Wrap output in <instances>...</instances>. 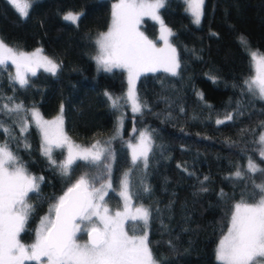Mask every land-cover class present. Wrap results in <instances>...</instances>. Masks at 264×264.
<instances>
[{"label": "trees", "instance_id": "trees-1", "mask_svg": "<svg viewBox=\"0 0 264 264\" xmlns=\"http://www.w3.org/2000/svg\"><path fill=\"white\" fill-rule=\"evenodd\" d=\"M113 1L34 0L25 18L9 0H0V39L26 52L39 47L60 65L55 75L41 69L35 76L29 73V84L22 88L10 78L8 63L0 69V106L22 103L52 118L63 105L64 130L72 141L81 146L103 142L116 119L105 92L123 96L126 91L122 69L100 71L94 61V40L110 25ZM185 8L184 0H167L160 10L174 33L170 42L177 49L179 74L159 69L136 81V92L147 107L141 113H133L128 104L121 108L122 131L110 142L112 180L116 184L124 170H131L133 203L151 213L147 228L140 224L137 229L147 231L161 264H220L215 250L227 232L232 205L242 194L247 197L253 183L264 182L259 172L247 173L244 180L232 175L237 169L246 171L249 158L264 168L258 144L264 101L246 92L243 82L253 69L240 42L244 37L252 50L264 53V0H205L197 26ZM70 11L82 14L77 25L63 19ZM157 27L145 17L141 31L156 42ZM229 114L233 119L225 120ZM218 119L225 122L217 124ZM28 120L29 127L21 132L18 116L0 112V123L12 130L11 136L0 130V144L7 141L28 171L44 178L39 193L29 194L35 211L21 234L25 243L81 167L76 162L70 177L61 175L43 155L40 132ZM141 129L153 141L147 168L133 165L125 144ZM64 154L53 149L57 161ZM145 185L149 192L143 191ZM204 187L208 190L202 191ZM107 201L112 210L120 207L114 192Z\"/></svg>", "mask_w": 264, "mask_h": 264}, {"label": "snow or ice", "instance_id": "snow-or-ice-1", "mask_svg": "<svg viewBox=\"0 0 264 264\" xmlns=\"http://www.w3.org/2000/svg\"><path fill=\"white\" fill-rule=\"evenodd\" d=\"M9 2L27 18L34 0ZM184 2L185 11L199 25L204 16L205 0ZM166 3L167 0H117L112 4L108 30L100 33L95 41L98 51L94 59L100 71L110 73L114 69H123L127 72L128 89L123 96L105 92L113 109L119 110L129 104L133 113H141L147 107L136 92V81L144 73L162 68L172 76L179 74L181 65L177 49L170 42L174 33L160 15ZM81 15L70 11L63 19L77 25ZM145 17L160 25L159 39L164 42L163 47H158L141 31ZM240 42L248 51L250 66L255 72L243 82L246 92L264 101V53L258 49L253 51L244 37ZM9 62L15 66V76L10 78L22 88L29 84L28 74L35 76L37 68L42 67L55 75L60 67L42 55V49L29 53L14 49L0 39V69H6ZM7 99L12 101L13 98ZM0 112L18 116L21 132L29 127L28 117L31 118L43 139V155L61 175L70 177L77 161H85L95 170L91 178L88 174L81 175L62 195L54 198L48 214L40 219L35 229L34 242L25 244L21 234L35 211L29 202V194L39 193L44 178L31 174L7 141L0 144V264H161L152 251L147 231L143 230L148 226L150 210L133 204L131 170L125 172L119 182L118 195L123 208L111 212L105 197L109 191H117L111 179L112 154L101 147L100 141L91 147L72 141L64 130L63 105L60 114L52 120L44 119L35 107L26 109L22 103L4 104L0 106ZM232 119L231 114L225 117V120ZM225 120L218 119L216 123L222 124ZM119 123L122 126L123 116ZM0 130L8 136L12 134L3 123H0ZM259 143L264 146V134L260 135ZM129 147L133 165L142 163L147 168L153 149L150 133L140 132L138 142ZM53 148H66V158L62 161L54 159ZM259 155L264 159V147ZM257 172L264 177V168L249 158L247 170L237 169L232 175L237 180H244L247 173ZM143 191L149 192L150 188L145 185ZM141 222L143 229L140 234H135L136 229L130 224L134 226ZM82 235L87 237L84 242H81ZM215 257L220 264H264V182L253 183L247 197L242 194L232 205L227 232L219 240Z\"/></svg>", "mask_w": 264, "mask_h": 264}, {"label": "rangeland", "instance_id": "rangeland-1", "mask_svg": "<svg viewBox=\"0 0 264 264\" xmlns=\"http://www.w3.org/2000/svg\"><path fill=\"white\" fill-rule=\"evenodd\" d=\"M115 2H117V0H114L112 3H111V11H112V4L113 3H115ZM15 8V7H14ZM191 16V15H190ZM192 18V17H191ZM192 21H193V18H192ZM110 22H111V17H110ZM157 23V22H156ZM194 23V22H193ZM157 25H158V27H157V30H158V34H157V41L155 42L156 44H157V46L158 47H163L164 46V42L162 41V40H160L159 39V36H160V25L157 23ZM194 25H196L197 26V24H195L194 23ZM108 30V29H107ZM106 30V31H107ZM106 31H104V32H106ZM99 35H97L96 36V38H95V40H94V44H95V41H96V39H97V37H98ZM15 49V48H14ZM37 49H41V48H36V49H32V50H30V51H27V52H29V53H31V52H34L35 50H37ZM17 50H19V49H17ZM97 46H96V52L94 53V57L97 55ZM253 51H255V49H253ZM26 52V51H25ZM42 55H45L43 52H42ZM45 56H47V55H45ZM48 57V56H47ZM48 58H50V59H52L51 57H48ZM53 60V59H52ZM54 61V60H53ZM94 61H95V59H94ZM55 62V61H54ZM10 63V62H9ZM10 65L12 66V69H13V71H12V77H14L15 76V66L14 65H12L11 63H10ZM95 65H97L96 64V61H95ZM39 69H41V70H44L45 71V69L44 68H37L36 69V71H38ZM162 69V68H161ZM253 69V68H252ZM123 70V69H122ZM47 72V71H46ZM48 73H50V72H48ZM123 73H124V75H125V82H126V91H125V93L127 92V89H128V81H127V72L126 71H124L123 70ZM255 74V72H254V69H253V71H252V75H254ZM29 75V74H28ZM251 75V76H252ZM14 80V79H13ZM15 81V80H14ZM17 83V82H16ZM18 84V83H17ZM110 105H111V103H110ZM112 107V106H111ZM128 107H129V109L131 110V107H130V105L128 104ZM30 109H32V108H30ZM115 111H116V116H115V122H114V126H113V131H112V133L103 141V142H101L100 141V145H101V147H104L107 151H109L111 154H112V157H113V150H111V148H110V142L112 141V139L113 138H115V137H117L118 135H120L121 134V131H122V126H121V124L119 123V121H120V118H121V116H123V111L121 110V109H119V110H117V109H114ZM59 115V114H58ZM57 115H54V116H52V118H44V119H46V120H52V119H54L55 117H56ZM123 120H124V118H123ZM143 131H147V132H149L147 129H141V130H138V132L136 133V135L133 137V139L132 140H128L125 144H126V148H127V150H128V153H129V159L131 160V162H132V159H131V148L129 147V144H136L137 142H138V140H139V134H140V132H143ZM39 132V131H38ZM150 133V132H149ZM261 134H264V128H263V130L260 132ZM260 134V135H261ZM40 136H41V134H40ZM260 137V136H259ZM98 141V140H97ZM41 143L43 144V139H42V136H41ZM96 143V142H95ZM258 144H259V146H260V149L262 148V147H264V146H262L260 143H259V138H258ZM83 147H91V145H89V146H87V145H85V146H83ZM53 149H55V148H53ZM63 150V153H65L64 154V159L66 158V155H67V149L66 148H64V149H62ZM43 152V151H42ZM59 161H62V160H59ZM78 163H80V165H81V167H80V170L78 171V173L76 174V176L74 177L75 179H74V182L81 176V175H85V174H88L89 175V177L91 178V175L93 174V172L95 171L91 166H89L85 161H77ZM112 166H113V158H112V160H111V171H112ZM259 167H260V165H258ZM125 172H129L128 170H124L120 175H119V178H118V180L116 181V184H114L113 183V180H112V185H113V188H115L117 191H115L114 193L117 195V197L119 198V204H120V207L119 208H117V209H114V210H112L111 208H110V205L108 204V197H109V193H112L113 191H109V193H108V195L105 197V201H106V203H107V206L109 207V209H110V211L111 212H115L116 210H118V209H122L123 208V201H122V199H121V197L118 195V191H119V182H120V179H121V177L123 176V174L125 173ZM111 179H112V172H111ZM73 182V183H74ZM97 187H99V184H97ZM134 204V206H139V205H137V204H135V203H133ZM144 206V205H143ZM50 207V206H49ZM145 207V206H144ZM49 211V210H48ZM48 211L46 212V213H44L43 215H41L40 216V219L42 218V217H44L45 215H47L48 214ZM40 219L38 220V222H37V225H36V228L38 227V225H39V223H40ZM140 224H142V222L140 223ZM140 224H138V225H131L130 224V227H135V229H136V233L135 234H140L139 233V231H138V229H137V226H139ZM35 228V229H36ZM130 234H132L131 232H130ZM226 234V233H225ZM34 239H35V233H34V235L32 236V238H31V241L30 242H23V243H25V244H31L32 242H34ZM86 240V238H85V235H82V237H81V242H84Z\"/></svg>", "mask_w": 264, "mask_h": 264}, {"label": "water", "instance_id": "water-1", "mask_svg": "<svg viewBox=\"0 0 264 264\" xmlns=\"http://www.w3.org/2000/svg\"><path fill=\"white\" fill-rule=\"evenodd\" d=\"M85 238L87 239L86 235H85Z\"/></svg>", "mask_w": 264, "mask_h": 264}]
</instances>
